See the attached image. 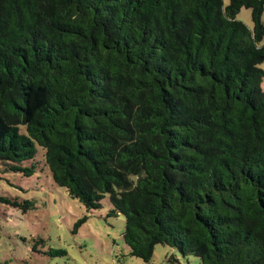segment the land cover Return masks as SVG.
<instances>
[{
	"label": "trees",
	"instance_id": "trees-1",
	"mask_svg": "<svg viewBox=\"0 0 264 264\" xmlns=\"http://www.w3.org/2000/svg\"><path fill=\"white\" fill-rule=\"evenodd\" d=\"M263 13L264 0H0V166L31 177L42 162L88 212L108 198L144 262L163 245L264 264Z\"/></svg>",
	"mask_w": 264,
	"mask_h": 264
},
{
	"label": "rangeland",
	"instance_id": "rangeland-1",
	"mask_svg": "<svg viewBox=\"0 0 264 264\" xmlns=\"http://www.w3.org/2000/svg\"><path fill=\"white\" fill-rule=\"evenodd\" d=\"M222 1L224 6L230 2ZM237 20L252 28L250 10L241 9ZM260 68L264 70V63ZM260 89L264 92V80ZM42 155L38 148L36 160ZM41 165L31 177L0 166V264H169L172 256L178 260L174 264H199L197 258L163 245L154 247L147 262L130 256L122 240L125 220L107 216L108 198L100 209L88 212Z\"/></svg>",
	"mask_w": 264,
	"mask_h": 264
}]
</instances>
